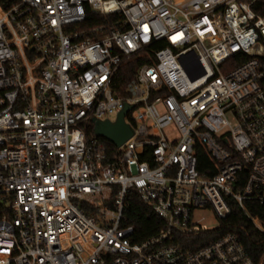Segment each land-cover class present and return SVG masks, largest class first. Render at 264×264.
I'll return each instance as SVG.
<instances>
[{
	"label": "built area",
	"instance_id": "built-area-1",
	"mask_svg": "<svg viewBox=\"0 0 264 264\" xmlns=\"http://www.w3.org/2000/svg\"><path fill=\"white\" fill-rule=\"evenodd\" d=\"M263 2L0 0V264H264L247 209L264 208ZM90 13L116 19L90 28ZM126 104L129 141L88 140ZM132 190L164 221L141 243L124 224ZM235 207L253 252L221 232Z\"/></svg>",
	"mask_w": 264,
	"mask_h": 264
},
{
	"label": "trees",
	"instance_id": "trees-1",
	"mask_svg": "<svg viewBox=\"0 0 264 264\" xmlns=\"http://www.w3.org/2000/svg\"><path fill=\"white\" fill-rule=\"evenodd\" d=\"M254 10L260 14L264 15V2L257 3L254 6ZM116 18L110 17L109 19L89 14L87 26L93 28V26L101 25L103 23L113 22ZM167 44L162 42L159 45V49L166 47ZM148 57L146 55H140L134 59L128 61L124 65L116 76V92L119 96L127 98L126 96V86L132 80L135 73L139 68L148 63ZM236 64L234 63L233 66ZM92 124H88L86 127V132L88 140L91 141L95 139V133L93 131ZM98 140L105 145L109 152H114L115 147L112 146L108 141L103 138H98ZM198 162H199V172L205 173L206 170L213 167V163L210 161L206 150L201 146L198 149ZM82 209L89 216H94L98 213L94 207L89 204H82ZM248 212L253 213L254 215L260 216L264 220V208L258 205H247ZM232 217L224 224V227L221 229V232L225 233H237L244 243L245 247H248L250 251L252 250L253 239H259L260 235L255 229L252 228L251 224L248 221L247 214L241 211L239 208L235 207L232 210ZM124 224L127 226H134V235L133 241L136 243H141L149 240L151 237L155 236L158 231L164 227V221L156 215L153 210L145 205L139 195L135 190H132L128 196L127 210L125 211ZM220 231V230H219ZM217 232H211L210 235L215 237ZM213 240V238H212Z\"/></svg>",
	"mask_w": 264,
	"mask_h": 264
},
{
	"label": "water",
	"instance_id": "water-1",
	"mask_svg": "<svg viewBox=\"0 0 264 264\" xmlns=\"http://www.w3.org/2000/svg\"><path fill=\"white\" fill-rule=\"evenodd\" d=\"M186 69L192 79H197V77L204 74V70L200 69V71H198L197 73V76L194 77L189 73L188 68ZM131 109L132 106L126 104L124 109L119 113L117 119L113 122L109 120H94L93 131L95 133V137L103 138L110 144H114L116 147H121L122 145H124L134 135L132 126L129 125L126 120Z\"/></svg>",
	"mask_w": 264,
	"mask_h": 264
},
{
	"label": "rangeland",
	"instance_id": "rangeland-1",
	"mask_svg": "<svg viewBox=\"0 0 264 264\" xmlns=\"http://www.w3.org/2000/svg\"><path fill=\"white\" fill-rule=\"evenodd\" d=\"M111 118H112V119H115V118H116V115H113ZM171 134H172L173 137H174L175 134H176V132H172ZM205 217H206V220H207L208 222H209V221H212V219H213V213H211V212H207V213H205Z\"/></svg>",
	"mask_w": 264,
	"mask_h": 264
}]
</instances>
